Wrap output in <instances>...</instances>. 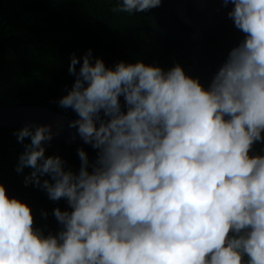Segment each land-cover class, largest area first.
Returning a JSON list of instances; mask_svg holds the SVG:
<instances>
[{
	"label": "clouds",
	"instance_id": "1",
	"mask_svg": "<svg viewBox=\"0 0 264 264\" xmlns=\"http://www.w3.org/2000/svg\"><path fill=\"white\" fill-rule=\"evenodd\" d=\"M221 3L243 39L207 88L179 63L70 56L75 79L57 103L96 158L78 147L74 172L46 155L51 125L13 133L24 149L15 171L31 169L24 185L71 210L54 208L62 229L45 234L0 183V264H264V155H250L264 143V0ZM161 4L121 0L113 11Z\"/></svg>",
	"mask_w": 264,
	"mask_h": 264
},
{
	"label": "trees",
	"instance_id": "2",
	"mask_svg": "<svg viewBox=\"0 0 264 264\" xmlns=\"http://www.w3.org/2000/svg\"><path fill=\"white\" fill-rule=\"evenodd\" d=\"M119 3L121 0H0V104L47 107L77 118L71 109L61 108L57 102L75 79L68 72L70 56L74 53L79 59L89 49L107 67L119 61L141 60L154 66L162 61L165 70L175 63L183 68L182 55L175 61H164L182 50L178 38H160L158 46L149 35V11L114 12ZM151 12L156 13L155 8ZM19 129L0 126V183L10 198L31 208L34 227L55 234L58 222L52 212L56 207L62 211L64 200L51 201L39 187L25 186L24 177L31 169L25 168L19 174L15 171L24 150L13 134ZM29 142L26 138L25 143ZM78 147L84 149L90 161L96 158V150L83 142L62 145L66 168L74 172L80 166ZM262 149L264 143H256L250 155H264ZM46 155H52L47 147Z\"/></svg>",
	"mask_w": 264,
	"mask_h": 264
},
{
	"label": "water",
	"instance_id": "3",
	"mask_svg": "<svg viewBox=\"0 0 264 264\" xmlns=\"http://www.w3.org/2000/svg\"><path fill=\"white\" fill-rule=\"evenodd\" d=\"M232 5L223 7L221 0H162L159 15L149 11L152 29L149 35L159 46V38H166L171 32L182 43V50L164 61H175L182 55L186 75L198 78L207 88L228 52L242 39L243 33L235 28L227 12ZM190 64H186V62ZM162 65V61L156 66ZM76 118L66 116L53 109L39 106H5L0 104V126L22 128L25 125L52 126L53 139L46 147L52 155H59L64 161L62 145L83 142L75 128H69V121ZM59 130V134L55 135ZM75 135V139L73 136ZM69 209L66 200L62 211ZM62 225L58 223V231Z\"/></svg>",
	"mask_w": 264,
	"mask_h": 264
},
{
	"label": "flooded vegetation",
	"instance_id": "4",
	"mask_svg": "<svg viewBox=\"0 0 264 264\" xmlns=\"http://www.w3.org/2000/svg\"><path fill=\"white\" fill-rule=\"evenodd\" d=\"M161 9H162V4H161V6L160 7H157V8H155V10H156V13H152L151 12V10H149L152 14H156V15H159L160 13H161ZM149 19H150V17H149ZM152 29V28H151ZM150 29V30H151ZM171 36H172V34H171V32H167V37L166 38H163L164 40H166V39H170L171 38ZM174 36V35H173ZM176 37V36H175ZM160 39V38H159ZM185 64V63H184ZM183 64V65H184ZM186 64H190V63H186Z\"/></svg>",
	"mask_w": 264,
	"mask_h": 264
}]
</instances>
